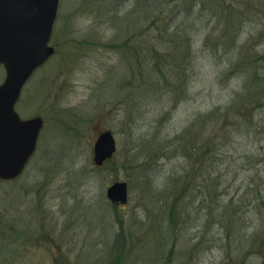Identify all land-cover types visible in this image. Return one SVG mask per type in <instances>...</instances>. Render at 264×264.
<instances>
[{"label":"rangeland","instance_id":"374dc122","mask_svg":"<svg viewBox=\"0 0 264 264\" xmlns=\"http://www.w3.org/2000/svg\"><path fill=\"white\" fill-rule=\"evenodd\" d=\"M122 1L60 0L57 54L18 107L45 120L39 151L21 180L0 184V264H264V0ZM190 12L200 16L197 30L183 32L193 80L163 89L161 103L137 105L144 66L136 58L149 60V47L134 41L133 57L123 49L128 38L147 33L160 46L167 37L159 32L172 31L147 32L146 17ZM212 126L217 154L203 177L174 139L187 129L202 139ZM106 130L118 150L98 168L94 145ZM181 173L180 198L169 178ZM204 178L216 183L214 199L204 196L214 186ZM116 182L129 186L122 208L107 199ZM176 198L182 223L165 237L158 221Z\"/></svg>","mask_w":264,"mask_h":264},{"label":"water","instance_id":"95a60500","mask_svg":"<svg viewBox=\"0 0 264 264\" xmlns=\"http://www.w3.org/2000/svg\"><path fill=\"white\" fill-rule=\"evenodd\" d=\"M60 0H0V66L6 78L0 86V179L17 178L33 156L43 120H22L16 104L25 83L55 53L49 46ZM117 151L111 131L94 146V164L101 167ZM112 203L126 205L128 184L116 182L107 190Z\"/></svg>","mask_w":264,"mask_h":264},{"label":"trees","instance_id":"16d2710c","mask_svg":"<svg viewBox=\"0 0 264 264\" xmlns=\"http://www.w3.org/2000/svg\"><path fill=\"white\" fill-rule=\"evenodd\" d=\"M155 1H158V0H152L151 3L155 2ZM221 1H224V0H221ZM128 2H129V0H123L122 1L123 7H126ZM148 4L149 3H147V6L149 7ZM131 12H132V10H131ZM228 12H229V9H228ZM127 15H125L123 17L126 18ZM151 17H153V19H151L150 24H148V26L146 27L147 32L149 30H151V28H153L155 31L164 30V31H172V32H170V33L159 32L160 33L159 35L164 36L162 39L167 37V41L164 42L163 44L160 43V46L159 45L155 46L153 43H150L149 34H147V33L146 34L137 33V34L131 35L128 38V41H127L128 44L125 45L127 47L123 46V47H125V48H123L125 50V52H127V50L130 51L129 53H131V55L133 57H134L133 51L129 46L134 41H137L138 46L140 48H142V50H144V47H149V60L145 58V60L143 61L142 57H139V56H141V53L138 54L137 58L135 56L137 63L144 66L141 69V71H139V77L141 78V81L138 83V90L136 91V97H137V101H138L137 105L142 104V101L145 98L149 101H155V102H157V104L161 103L164 95L161 96L160 92L163 89L171 88V89H169L168 94H171L175 90L173 88H177L179 86H181V88L184 90V88L185 87L187 88L188 84L194 78L193 73L191 71V68L194 69V64H195L194 61L195 60L193 59L194 57L192 58L191 53H188V54L183 53V50L185 47L183 39L185 37V34H188L191 31L197 30L198 20H199L200 16H194L193 13L190 12L189 14H187V16H147L146 19L149 20V18H151ZM116 20H117V18H116ZM158 22H162L161 25H158L157 24ZM145 37L148 38V41L145 40ZM164 44H166V46ZM162 45H164V46L162 47ZM261 60H264V57L261 58ZM147 68L149 70L145 71V69H147ZM231 69H232L231 73L234 74L236 72V70H238V67L236 66L235 68L233 67ZM158 74L160 77H163L167 80L166 83H167V85H169V87H165V85L161 82ZM170 77H175L176 82L171 83L168 80ZM149 81H151V82L149 83ZM149 88H151V91H149ZM186 88H185V90H186ZM179 91H181V94L183 93L182 90H179ZM184 93H185V91H184ZM144 96H146V97H144ZM185 96H186V93H185V95H181L180 98H184ZM217 110L218 111H216V114L218 113V115H221L222 117H224V120L228 119L227 114L229 113V110H227L224 113H222L220 109H217ZM169 113H171V112H169ZM204 121H205V119L202 120V123H203L202 128L204 127V123H205ZM190 132H191V130L187 129L184 134H182L181 136L179 135L174 139V142L175 141L178 142L176 149L179 153H181V156L186 155L187 159L192 161V163L194 165V170H196V171L199 170L200 176L205 177L206 173H208V171H209V168H211L213 166V164H214L213 158H214V156L216 158V154H217L215 145L214 146L212 145V144H214V141L217 140V138L214 140V138L211 137L212 135L215 134L216 130L213 126L210 128V131H207V130L203 131V129H202V139L199 138L198 134L197 135L195 134L194 136L190 135ZM212 151L214 152L213 154H212ZM198 154H200L199 159H198ZM214 172H216V171L214 170ZM181 176H184V175L181 173L178 177L171 176L169 178L170 183H171L170 189L175 187L177 184L180 185V182L182 181ZM218 179H220V177ZM206 181L207 180L205 179L203 181L202 185H204L206 187L209 184H212L215 187L212 186V187H210L209 190L206 189V192H204V196L206 198L211 197L214 199V197H216V195L218 194L215 191V190H217L216 189V187H217L216 183L211 181L210 183L205 185L204 183ZM178 185L176 187H177V190L181 189L180 193H182V194L179 196L181 198L182 195L184 196V194L187 192L186 191L187 187L186 186L183 187L180 185L181 187L178 188L179 187ZM194 186H195V184H194ZM219 187H220V184H218V188ZM211 188L212 189L214 188L215 190L214 189L212 190ZM165 190H163L161 192V194L166 198L167 194L165 193ZM173 191H176L175 188L173 189ZM205 193H207V194H205ZM177 201L178 200L176 198L174 203L169 207L168 212L166 214L164 213L162 219L160 221H158V223L161 224L160 228L162 230V234L167 235L165 237H168V236L170 238L173 237L172 231L176 232L177 230H175V229H176L177 225H180V223H182L181 216H178L179 212L177 209V204H178ZM234 201H235V197H233L230 200L229 205H232L234 203ZM203 202H204V200H203ZM219 203L220 204L218 206H219V208H221L222 202L219 201ZM222 208H224V206H222ZM235 212H238L237 209H235L233 211V214ZM166 218L168 220V224L162 225V223L165 224L164 221ZM159 246L161 247V245H159ZM159 252L162 253V250Z\"/></svg>","mask_w":264,"mask_h":264},{"label":"flooded vegetation","instance_id":"af4514ba","mask_svg":"<svg viewBox=\"0 0 264 264\" xmlns=\"http://www.w3.org/2000/svg\"><path fill=\"white\" fill-rule=\"evenodd\" d=\"M131 0H129V2H130ZM128 2V3H129ZM122 4V3H121ZM123 5V4H122ZM25 174H23V176H24ZM20 227V226H19ZM14 230V229H13ZM22 235V234H21ZM21 235H17V236H14V237H17V238H19L20 239V237H21ZM23 242H25V241H23Z\"/></svg>","mask_w":264,"mask_h":264}]
</instances>
